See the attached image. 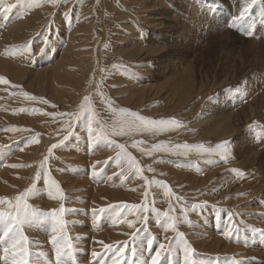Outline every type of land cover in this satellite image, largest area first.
<instances>
[{
    "label": "rangeland",
    "instance_id": "obj_1",
    "mask_svg": "<svg viewBox=\"0 0 264 264\" xmlns=\"http://www.w3.org/2000/svg\"><path fill=\"white\" fill-rule=\"evenodd\" d=\"M0 43V212L33 189L35 264H56L61 207L77 264L160 243L183 264L165 212L197 264H264V0H0ZM127 113L177 125L114 134Z\"/></svg>",
    "mask_w": 264,
    "mask_h": 264
},
{
    "label": "snow or ice",
    "instance_id": "obj_2",
    "mask_svg": "<svg viewBox=\"0 0 264 264\" xmlns=\"http://www.w3.org/2000/svg\"><path fill=\"white\" fill-rule=\"evenodd\" d=\"M50 3L55 5L57 3V0H50ZM251 3H256V0H251ZM248 11L246 8L244 12L241 13L240 18H243L244 14ZM249 36L252 35V32L249 31L247 33ZM0 83H7L4 78H0ZM27 96V94H24ZM29 99H35L34 97H28ZM85 105L88 104V98H85L84 101ZM127 116L132 117V119H126L122 121V127L119 129V131L114 132V134H123L125 131H133L139 128H144L146 130H154L159 131L163 129L164 127L168 125H177V122L175 120H150L145 119L144 117L138 116L135 113H127ZM135 146V145H134ZM55 147V146H54ZM162 147V146H160ZM185 149L188 148V145L183 146ZM199 148H203V146H197ZM223 147V145L218 146ZM121 152L123 154L124 152V146L120 145ZM131 164H134L135 161L132 157H128ZM130 164V166H131ZM137 171L139 172L140 169L137 168ZM237 176L242 175L240 172L233 170ZM39 179V177H38ZM158 183V182H155ZM50 188L55 189L57 197H62L63 193L60 191L58 185L56 182L50 181ZM35 187V185H33ZM165 189H167V185H163ZM33 189L29 188L25 191V193L22 196H18L16 198L17 204H16V211L13 215L12 213H9L7 216V219H5V214L3 212H0V226H2V235H0V242H4L6 244V247L4 248V259L7 262L8 261V255L11 252L12 260L11 264H35L34 261L30 259L31 253L29 252V243L28 238L26 235H24L23 228L26 225H30L34 220L37 219L38 214L35 211L29 210V205L27 203H24V198L28 196L29 192H31ZM165 195H170L169 191L165 192ZM0 203H3V201H0ZM11 203V202H9ZM125 207H132L136 208L135 205H125ZM101 212L104 211V209L100 210ZM145 211H147V208H145ZM65 212V208L61 207L59 209V213L53 211L50 215L52 218H54L55 221V227L52 228L53 235L51 236L50 243L53 245L55 249V259L56 264H66V261L62 259L63 257L67 256L71 259V264H77V261L74 258L73 253V244L71 241V238L68 237L64 231L66 224L65 222L60 218L62 214ZM160 213H157V223H160L159 217ZM165 220V225L163 227L164 232H168L169 230L176 232V234L181 238L183 241V264H197L195 258H194V250L187 244V241L184 240L183 233H179L177 231V220L175 217L170 215L169 212L163 213ZM229 219H232L229 217ZM147 221V218L145 217V222ZM129 227H132L131 224H129ZM252 233L259 232V235L261 237H264V231L257 230L255 228L250 230ZM167 239V237H165ZM153 245V240L150 238L147 242V247L150 250ZM105 248L111 251V246L105 245ZM159 250L155 252L154 255L149 257V261L144 262V264H162V260L172 252L171 243H169L167 246L165 243H160L158 245ZM130 254L132 257V260H136V248L132 247L130 249ZM39 255L43 256L45 255L43 252L39 253ZM91 255L93 257H97V259H102L99 254L96 252H92ZM114 256H116V259L112 260V264H126L128 258H129V251H126L123 247H118L114 253Z\"/></svg>",
    "mask_w": 264,
    "mask_h": 264
},
{
    "label": "bare ground",
    "instance_id": "obj_3",
    "mask_svg": "<svg viewBox=\"0 0 264 264\" xmlns=\"http://www.w3.org/2000/svg\"><path fill=\"white\" fill-rule=\"evenodd\" d=\"M12 34H13V33H12ZM4 37H5V36H4ZM0 44H1V43H0ZM16 65H17V63H16ZM17 66H18V65H17ZM18 67H19V66H18ZM20 71H21V70H20ZM59 71H60V70H59ZM14 72H15V71H14ZM23 72H24V71H23ZM17 74H18V73H17ZM44 76H45V75H44ZM131 81H132V80H131ZM3 188H4V187H3ZM110 227H111V226H110ZM118 228H119V227H118ZM202 232H203V231H202ZM95 235H96V234H95ZM206 235H208V237H210V238H213L212 236H214V234H212V233H211V234L209 233V234H206ZM199 238H200V237H199ZM213 240H214V239H213ZM211 241H212V240H210L209 242H211ZM209 242H208V243H209ZM215 242H216V241H215ZM211 243H212V242H211ZM212 244H213V243H212ZM212 244H211V246H212ZM217 245H218V244H217ZM86 246H87V245H86ZM231 247H232V246H231Z\"/></svg>",
    "mask_w": 264,
    "mask_h": 264
}]
</instances>
